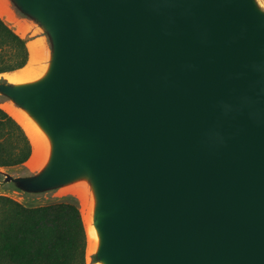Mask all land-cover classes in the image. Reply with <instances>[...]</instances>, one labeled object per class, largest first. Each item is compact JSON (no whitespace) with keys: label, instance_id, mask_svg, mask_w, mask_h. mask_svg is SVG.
Returning a JSON list of instances; mask_svg holds the SVG:
<instances>
[{"label":"water","instance_id":"95a60500","mask_svg":"<svg viewBox=\"0 0 264 264\" xmlns=\"http://www.w3.org/2000/svg\"><path fill=\"white\" fill-rule=\"evenodd\" d=\"M45 43L0 97L44 145L28 196L86 188L93 264H264V0H6Z\"/></svg>","mask_w":264,"mask_h":264},{"label":"trees","instance_id":"16d2710c","mask_svg":"<svg viewBox=\"0 0 264 264\" xmlns=\"http://www.w3.org/2000/svg\"><path fill=\"white\" fill-rule=\"evenodd\" d=\"M26 39L0 17V72L23 67ZM17 119L0 107V167L19 166L32 155ZM87 232L77 202L26 204L0 194V264H87Z\"/></svg>","mask_w":264,"mask_h":264},{"label":"rangeland","instance_id":"374dc122","mask_svg":"<svg viewBox=\"0 0 264 264\" xmlns=\"http://www.w3.org/2000/svg\"><path fill=\"white\" fill-rule=\"evenodd\" d=\"M7 5L8 4H7L6 0H0V17L3 18L15 30V32H17L20 36H22L23 38L26 39V45H27L28 52H29V59H30V50L28 47L29 46L28 42L29 41H34V42L37 41V42L42 43L43 49L40 53V58L42 60L43 59V51L45 48V43H44L43 39L37 38V35L35 34V32H33L31 30V28H29L25 23L20 21V18L18 16L12 14L9 11ZM29 59H28V61H29ZM9 72H11V71H9ZM3 73H5V72H0V76L3 75ZM10 105H11L10 103L6 102L5 99L0 97V107L5 109L10 115H13L9 109ZM29 139H30V137H29ZM30 141H31V139H30ZM31 144H32V148H33L32 155L25 163H23L19 166L2 167V168H6V169H8L12 172H15V173H25V172H30L31 168L34 169L35 166L39 165L42 158H43V155H44V151H43L44 145L42 143L41 147L38 148V150L34 153V145H33L32 141H31ZM0 194L11 196V197L23 202V203H26V204H41V203H47V202L58 200V199L73 200V201L77 202L80 206V209H81V212L83 215V219L85 222L86 232H87L88 223L84 217L85 213L83 210V202H82L80 196L73 191H66V192H59L58 191V192H53L51 194H47L44 196H34L33 197V196L25 195V194L15 190V189L11 188L10 186L0 182ZM90 216H91V210H90ZM91 223H92V216H91ZM87 239H88V232H87ZM86 259H87V264H89L91 262V253H89L88 250L86 252Z\"/></svg>","mask_w":264,"mask_h":264},{"label":"bare ground","instance_id":"6f19581e","mask_svg":"<svg viewBox=\"0 0 264 264\" xmlns=\"http://www.w3.org/2000/svg\"><path fill=\"white\" fill-rule=\"evenodd\" d=\"M28 47L30 50V59L23 67L11 71V72H5L3 75L7 77L10 80H20L25 79L28 77H31L35 75L38 70L40 69L42 65V60L40 58V53L43 49V45L40 42H34L29 41ZM10 112L15 116V118L22 124L24 129L26 130L28 136L30 137L33 145H34V153L38 150V148L41 147L43 141L41 136L38 134L37 130L34 128V126L31 124V122L27 119V117L20 112L17 108H15L13 105H10ZM38 166V165H37ZM35 166V168L37 167ZM65 191H73L77 193L82 202H83V210H84V217L88 223L87 232H88V245L87 250L89 253H92L94 246L96 244V235L93 228V225L91 223V216H90V210H91V202L89 195L86 191V188L82 185H74L69 188H66ZM93 264V263H89Z\"/></svg>","mask_w":264,"mask_h":264}]
</instances>
